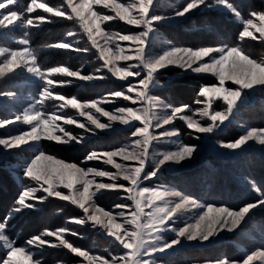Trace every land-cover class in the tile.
Wrapping results in <instances>:
<instances>
[{
	"label": "snow or ice",
	"instance_id": "snow-or-ice-1",
	"mask_svg": "<svg viewBox=\"0 0 264 264\" xmlns=\"http://www.w3.org/2000/svg\"><path fill=\"white\" fill-rule=\"evenodd\" d=\"M157 7L158 0H61L57 4L48 0H28L26 4L21 0H0V32L8 30L7 37L18 45L0 44V81L7 84L26 73L30 78L26 82L34 84L37 89L31 95L27 108L17 112L13 118L0 120V129L17 123L29 126L0 136V151L9 152L24 145L35 147L41 140L60 145L83 142V135L70 132L64 125H75L92 135H96L97 130L115 131L119 125L129 129L133 138L129 144L118 148L91 151L81 165L66 162L38 148L31 158L24 160L20 165L22 191L15 199L11 213L0 220V247L6 250L3 264H44L35 258L33 250L45 247L66 249L87 264H162V258L176 247L186 242L204 244L217 238L221 232L233 233L251 220L256 210L264 211V191L252 180H249L251 190L259 199L238 209L200 203L163 184H146L158 179L165 168L178 169L191 163L199 151L197 145L172 139L178 137L180 131L166 128V125L181 120L197 134L195 139H201L199 134L210 138L233 122L241 105L250 99L253 92H264V58L250 55L242 43L221 42L187 47L161 40L159 51H155L153 44L158 38V26L166 21L185 19L205 9H219L242 25L238 32L240 42L248 39L264 45V9H250L245 16L233 0H185L171 14H157ZM38 10L46 15H40ZM33 13L37 15L33 16ZM57 19L73 22L79 32L69 31L64 39L48 42L43 47L77 53H88L94 49L101 63L93 72L86 74L83 68L73 69L66 64L44 67L39 62L37 49L31 47V30L54 23ZM117 20L141 30L114 32L106 27L109 22ZM17 31L19 37L14 35ZM81 35L87 38L90 47H77L80 40L75 38ZM170 66L215 77L216 84L200 86L194 103L202 107L193 109L190 105L168 104L152 95L153 89L164 86L159 73ZM105 71L110 73V77L104 74ZM109 78L126 83L121 90L108 92L95 100L81 101L78 97L54 91L56 87L71 85L73 79L90 82ZM226 82L235 87H228ZM16 96L14 91L0 89V100H14ZM117 100L128 104L111 111L102 107L103 104H115ZM216 101H222L226 107L216 110ZM49 102H57L53 105L56 111H45ZM68 108L75 110L87 123L67 115L64 110ZM196 116L200 119L197 120ZM204 120L207 123H201ZM241 127L243 133L237 138L217 140L213 147L223 150L221 155L235 156L254 147L264 152V128ZM157 129L163 130L157 132ZM154 141L173 147L156 150ZM117 158L134 164L120 163ZM88 161H100L116 172L82 166ZM97 177H106L111 183L97 181ZM118 180L128 183L120 184ZM102 190H121L127 194L121 199L132 203L114 205V209L120 210L118 212L101 208L95 197ZM49 198L65 201L80 209L83 215L71 217L67 222L81 226L90 224L110 238L118 251L109 252L105 257L78 248L66 238L67 235L79 236L70 228L44 229L29 237L24 245L17 246L16 241L7 235L12 213L36 211L37 206ZM189 212L191 215L183 226L177 227V221ZM169 232L174 234L171 239L165 235ZM256 261L264 264V249L248 252L240 260L224 256L204 264H255ZM56 264L64 262L58 260Z\"/></svg>",
	"mask_w": 264,
	"mask_h": 264
},
{
	"label": "rangeland",
	"instance_id": "rangeland-1",
	"mask_svg": "<svg viewBox=\"0 0 264 264\" xmlns=\"http://www.w3.org/2000/svg\"><path fill=\"white\" fill-rule=\"evenodd\" d=\"M28 0H21V3L26 4ZM49 3L57 4L61 3V0H48ZM185 0H158V7L156 9L157 14H171L172 11L182 5ZM264 9V8H261ZM260 9V10H261ZM98 11H106L105 9H97ZM217 11L221 12L219 9L213 10H202L198 11L195 14L174 22H164L161 25L175 27L179 25H183L186 22V31L190 32L191 29L187 28V22H195L197 21V17L202 15L203 13ZM39 12V10H38ZM40 15H46L42 12H39ZM111 14V13H109ZM33 16L37 15V13H33ZM228 18L238 24V31L236 33V40L238 43H242L245 47L246 51L249 52L250 55L254 56L257 59L264 58V52H255L254 49H251L250 45L252 41L246 39L243 42L238 40V32L242 28L238 22L235 21L234 18L230 17L226 14ZM247 16V14H245ZM66 23H71V21L57 19L54 23L51 24H43V26H59L60 29L66 27ZM73 23V22H72ZM158 26V38L156 42L153 44V49L155 51H159L160 41L166 40L170 41L171 44L176 46H187L191 45L182 43L180 40V36L175 35V39L170 38L167 34L163 33L160 30V26ZM77 29L73 30L72 28H66L62 31L61 35L56 38L55 41H59L65 38V34L69 31H77L79 32L78 26L75 25ZM193 26V25H191ZM189 26V27H191ZM106 27L114 32H138L141 29L133 28L131 26L125 25L120 21H112L109 22ZM40 28V27H39ZM7 31L3 30L0 32V44L7 45L9 47H18L12 40L7 37ZM172 31L178 32V29L175 28ZM14 35L17 37L20 36L19 31L15 32ZM256 35H259L256 33ZM75 39H79L80 43L77 47L84 48L90 47V44L87 42V38L84 36H78ZM126 44L127 42H122ZM252 46V45H251ZM32 47V46H31ZM199 47V46H196ZM57 57L53 60L49 59L46 55V61L39 62L44 67H51L54 65H61L65 62L69 57V54L72 53L73 56L76 55H85V53L80 52H71L66 50H56ZM94 51L95 50H91ZM39 56V53H38ZM92 56V55H91ZM95 58H93V63L91 66L84 71L86 74L91 73L95 70V68L99 67L100 61L97 59V54H94ZM91 58V57H90ZM39 59V58H38ZM62 60V61H59ZM83 60V59H82ZM85 61H78L79 65H84ZM123 63V62H120ZM76 64L75 69H79V65ZM106 76L110 77V73L105 71ZM159 77L163 82V87H158L153 89L152 95L158 97L168 104L173 105H190L193 109L198 107H202V105H197L194 103V100L191 104H183L180 102L174 103L171 102L170 99L165 98L163 95H158L157 93L165 94L164 91L166 87L171 83H179V80L184 77H193L194 80L200 78L208 77L206 82H200L197 86L198 92L201 85H214L217 83L214 76L211 74H197L193 73L190 70L185 71L175 66H170L167 69L161 70L159 73ZM57 79H68L56 77ZM30 78L27 74H22L15 78V80L8 82L5 84L4 81H0V89L14 91L17 93V96L14 100H8L4 98L0 100V120L13 118L17 112H22L23 109L27 108L31 102V95L35 94L37 89L34 84L27 83ZM132 79V78H129ZM112 81L122 83L119 88H111L109 87V83ZM196 81H194L195 83ZM94 83H97L96 85ZM126 83V81H119L115 78H109L104 80H94L90 82L78 81L73 79V83L69 86L65 87H56L54 91L62 92L65 96L68 97H78L81 101H89L95 100L100 97H103L106 93L121 90L122 86ZM228 87H235L231 84V82H226ZM93 87H97L95 93H92ZM195 87V86H192ZM198 94V93H197ZM57 102H49L45 108V111L51 113L56 111L53 105ZM127 101L117 100L115 104H103L102 107L111 111L117 106L127 105ZM216 110H222L225 105H223L222 101H216L214 104ZM254 108V109H252ZM67 115L73 116L78 120L87 123L83 117L79 116V114L73 109H65L64 110ZM243 111H246L244 115ZM188 115H192V113H187ZM97 115H99L97 113ZM199 120V116L195 117ZM103 122H107L104 117H100ZM58 123H62V121H58ZM201 123H207L206 120L201 121ZM241 125L245 127H255V128H264V92L256 90L251 94L250 99H248L243 105H241L239 111L236 113L233 122L231 124H227L224 128V132L229 127L235 130L237 133V137L243 133V128ZM29 126L23 125L21 123H17L16 125H11L7 129H0V136H7L10 132H14L16 130L27 129ZM70 132L83 135L85 139L82 143H70L67 145L56 144L54 141H46L41 140L38 145L35 147L32 145H24L20 149L10 150L9 152L0 151V220H3L6 216L11 213V209L14 207V201L18 197L19 193L22 191L23 184L21 183L20 177V165L21 163L31 158L35 153L37 148L41 151L51 153L52 155L66 161L73 162L78 165H81V162L84 161V158L87 154H89L93 150H111L114 148H118L129 144L133 139L131 137V133L129 129L123 126H116L115 131L105 130L99 131L97 130L96 135H92L90 133H84L82 129L76 128L75 125H64ZM166 128H177L180 131V135L178 137H173L172 139L178 140L184 144H194L199 147V151L196 155L195 160L191 163L186 164L182 168H165L159 174L158 179H153L152 181L146 182V184L158 185L163 184L168 187L174 188L185 195L196 199L200 203L204 204H214L227 206L232 209H238L245 203H249L259 199L258 196H254L253 199L250 198L252 194H256L251 190V184L249 183V177H246L244 180H239L241 185L235 184L241 193H234L233 190L227 192L225 188L219 189L222 192H217V190H213L211 188L212 182H217V180H212L208 175L214 174L216 175V169L214 167V163L212 157L220 158V159H232L234 156L231 154L221 155L223 150H217L213 147V144L217 140H225L231 141L223 138L225 135L221 134L222 132H218L212 135L210 138L207 136L201 135V139L197 140L194 137L197 135L192 130L188 129L184 121L176 120L171 125H166ZM163 129H157L156 131H162ZM221 138V139H220ZM54 144V146H58L64 148V150L60 149L56 153L52 148L47 149L46 145L43 144ZM169 147H173V145L167 143H157L153 142V148L156 150H164ZM256 153L258 155L263 156L264 152H262L259 147H254L251 150L243 151L235 156H238L243 153ZM235 160V159H234ZM117 161L120 163H124L126 165L134 164L133 161H123L117 158ZM82 166L84 167H94L100 169H107L113 173L116 172V169H113L110 165H105L100 161H88L84 163ZM209 171V172H208ZM212 172V173H210ZM97 181H103L105 183H111L106 177L101 178L97 177ZM117 183L127 184V181L118 180ZM62 192H67L66 189H60ZM233 192V194H232ZM220 193V194H219ZM37 195H43V193H37ZM127 195L123 193L121 190H102L101 193L97 194L95 197L96 204L109 211H120L119 209H114V205L116 204H131L132 202L129 200L121 199L122 196ZM257 195V194H256ZM241 197V198H240ZM224 199V201L214 202L213 199ZM233 199V200H232ZM237 199L243 200L244 203L236 205ZM229 200H232L231 203ZM36 211L25 210L22 213L16 214L12 213V219L9 221L7 227V235L14 241H16L17 246L24 245L25 241L33 236L39 234L44 229L55 230L58 228H70L71 230L78 232L79 236L67 235L66 238L71 241L76 247L88 250L92 254H98L107 257L109 252H117L118 248L111 242L110 238L102 235L98 230L93 229L90 224L85 225H75L68 223L69 218L74 216H82L83 212L76 208L75 206L65 202L60 201L55 198H49L43 204H39L37 206ZM147 211V209H145ZM195 211V210H193ZM260 210H256L258 212ZM255 212V213H256ZM191 215V212L186 213L185 216L177 221L176 226L182 227L184 222L187 220V217ZM169 239L173 237V233L165 234ZM52 239V238H46ZM256 249H264V217L254 216L247 223L242 224L241 228L234 231L233 233L221 232L219 236L215 239H211L209 242H205L204 244H199L197 242L184 243L181 246L176 247L173 251H171L167 256H165V261L162 260V264H173V258H180L183 260L182 264H204L205 261L215 260L220 257L227 256L232 260H240L244 257V255L248 252H251ZM182 250H187L183 251ZM35 251L36 259H41L44 264H56L58 260H62L64 264H87V262L83 261L82 258L76 257L73 254L69 253L66 249L58 248L51 249L45 247L43 250ZM198 253L200 256H198ZM6 258V250L0 247V264H3V260ZM179 263V262H178ZM255 264H261L260 261H256Z\"/></svg>",
	"mask_w": 264,
	"mask_h": 264
},
{
	"label": "trees",
	"instance_id": "trees-1",
	"mask_svg": "<svg viewBox=\"0 0 264 264\" xmlns=\"http://www.w3.org/2000/svg\"><path fill=\"white\" fill-rule=\"evenodd\" d=\"M233 2L236 4L238 8L241 9V11L245 14L248 13L250 9L260 10L261 8H264V0H233ZM197 21L195 22H187L189 29H191L190 32L186 31V22L183 23V25L175 26V27H169V26H160V30L163 31V33L167 34L168 37L175 39V35L180 36V40L182 43H185L188 45H191L190 47H196V46H203V45H209V44H219L221 42L228 43V44H238V41L236 40V33L238 31V24L234 23L231 18H228L226 14L222 12L217 11H211L207 13H203L199 17L196 18ZM193 25V26H191ZM66 27H63L60 29L61 25L59 26H43L37 29L31 30V36L29 37L31 41V46L35 49H37L39 53V60L46 61V55L49 57V59L53 60L55 58H58L57 51L56 50H50L43 47L44 44L48 42H55L56 38L61 35L62 31H64L67 27L72 28L73 30L77 29L74 23H66ZM191 26V27H189ZM177 28L178 32L172 31L173 29ZM187 42V43H186ZM252 45V46H251ZM250 45L251 49H254V51L257 52H264V45H262L260 42H252ZM95 52L90 51L88 53H85V55H76L73 56L72 53L69 54V57L66 60H63V64H66L70 66L71 68L75 69L76 64H78V61H85L86 63L84 65H79V69L83 68L84 71L88 69L91 64L93 63V58ZM92 55V56H91ZM91 57V58H90ZM83 59V60H82ZM62 61V60H59ZM209 79L208 77H202L200 79L194 80L193 77H184L179 80V83L169 84L166 89L164 90L166 93H157L158 95H163L165 98H168L171 100V102L177 103H183V104H191L195 99H197V93L198 89L197 86L200 84V82H206L205 80ZM194 81H196L194 83ZM95 85L97 83H94ZM122 83L112 81L109 83V87L111 88H119V86ZM124 84V83H123ZM195 86V87H192ZM97 87H93L92 93H95ZM254 109V108H252ZM244 115L246 114V111H243ZM221 134H224L225 136L223 138L227 140H234L237 138V133H235L234 129H231L230 127L226 129ZM221 139V138H220ZM47 149H53V153H56L60 149L64 150V148L54 146V144H47ZM235 159V160H234ZM214 167L216 169V175L211 174L208 175L212 180H217V182L211 183V188L213 190H217V192H222L219 189L225 188L227 192H230L233 190L234 193H241V191L238 189V187L235 184L241 185L239 180H244V176H248L249 180L255 181L256 185L264 191V158L261 155H258L256 153H243L238 156H234L232 159H220L216 157H212ZM209 172V171H208ZM212 173V172H210ZM241 180V181H242ZM232 192V194H233ZM220 194V193H219ZM254 196H257L256 194H252L250 198L253 199ZM241 198V197H240ZM213 199V198H212ZM214 202L218 201H224V199H213ZM233 200V199H232ZM232 200H229L231 203H233ZM246 199L240 200L237 199L236 205L244 203ZM234 204V203H233ZM262 215L264 217V211H258L255 213L254 216H260ZM253 216V217H254ZM187 251V250H182ZM198 256L199 253H198ZM163 261H165V257L162 258ZM173 264H182L183 260L180 258H173ZM179 262V263H178Z\"/></svg>",
	"mask_w": 264,
	"mask_h": 264
}]
</instances>
